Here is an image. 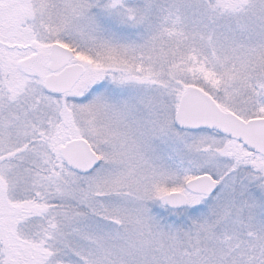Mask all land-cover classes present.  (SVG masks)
<instances>
[{"label":"snow or ice","instance_id":"1","mask_svg":"<svg viewBox=\"0 0 264 264\" xmlns=\"http://www.w3.org/2000/svg\"><path fill=\"white\" fill-rule=\"evenodd\" d=\"M0 264H264V0H0Z\"/></svg>","mask_w":264,"mask_h":264}]
</instances>
